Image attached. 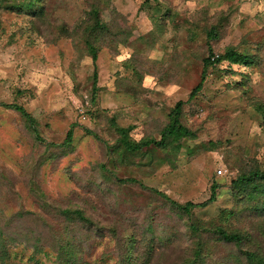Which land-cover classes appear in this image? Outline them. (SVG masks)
Masks as SVG:
<instances>
[{"label":"rangeland","instance_id":"rangeland-1","mask_svg":"<svg viewBox=\"0 0 264 264\" xmlns=\"http://www.w3.org/2000/svg\"><path fill=\"white\" fill-rule=\"evenodd\" d=\"M94 3L104 9L105 22L152 39L155 47L136 56L133 48L106 46L97 63L89 57L78 62L71 40L52 45L28 30L25 18L0 14V220L16 240L9 242V264H57L68 242L81 251L83 264H119L117 242L124 245L134 233L129 220L140 225L154 218L159 235L171 223L153 191L181 204H202L218 185L217 201L195 211L198 221H210L233 207L231 180L240 170L255 162L264 169L262 115L243 87H233L243 80L240 72L248 73L246 89L264 105V0H49L50 20L73 27ZM213 27L214 52L234 48L255 58L246 72L236 67L231 74L227 64L210 70L202 92L186 106L198 134L187 146L212 141L220 142L219 150L191 159L185 148L175 166L155 172L112 164L109 147L117 136L109 120L119 116L120 126H135V140H159L171 110L201 83L209 56L206 31ZM136 72L142 81L129 89L131 80L140 79ZM2 104L23 106L38 120L45 142H36L21 116ZM70 130L72 146L53 148ZM102 165L111 181L102 177ZM63 210L83 211L92 226L67 222L76 230L65 232ZM120 215L126 231L117 225ZM113 227L117 242L109 233ZM227 251L214 245L216 259Z\"/></svg>","mask_w":264,"mask_h":264},{"label":"trees","instance_id":"trees-1","mask_svg":"<svg viewBox=\"0 0 264 264\" xmlns=\"http://www.w3.org/2000/svg\"><path fill=\"white\" fill-rule=\"evenodd\" d=\"M48 2L49 0H0V14L6 12L25 18L29 23L28 30L38 33L52 45H57L63 39L71 40L77 52L78 62L89 57L94 63H97L100 52L106 46H110L116 52L120 46L133 48L136 56H141L147 49L155 47L154 40L148 41L144 36L137 37L126 28L116 27L114 24L105 22L102 18L104 9L97 3L86 9L84 17L75 26L69 27L63 21L50 20ZM21 30L24 29L20 28L18 34ZM206 34L209 56L204 59L201 83L192 91L187 102L180 101L171 110L169 123L159 134V140L154 136L135 140L132 137L135 126H120L118 124L119 116L109 120L110 129L117 136V144L109 147L113 154L110 157L112 164H121L122 167L135 166L155 172L165 164L175 166L185 148H187L191 159L219 150L220 142L210 141L196 145L194 148L187 146L189 140L198 139V134L193 126L189 125L190 115L186 112V106L200 95L210 70L227 64L231 74L236 67L245 68L243 71L246 72L254 66L255 58L239 53L234 48H228L224 53L218 54L213 51L210 43L212 39H217V28L209 29ZM233 75L235 74L233 73ZM239 75L243 80L241 83H235L233 87L235 89L239 86L243 87L244 96H249L252 106L262 115V128L264 129V105L256 102V99H251L252 97L246 89L249 81L248 73L240 72ZM138 77L140 79L138 81L131 80L127 88H133L134 82H141L142 76L136 72V78ZM93 78L95 83L92 102L95 104L100 91L97 87V69ZM1 106L17 112L21 116L26 132L36 142L40 144L45 142L38 120L23 106L18 104H2ZM73 138L74 131L70 130L62 145H52V147L67 150L72 146ZM49 159L52 160L50 157ZM101 168L102 177L111 181L112 174L103 165ZM217 190L218 185H213L211 198L202 204L192 202L181 204L163 193L153 191L157 198H161L162 206L168 210L167 215L171 223L166 229H162V234L159 235L157 226H154V218H149L147 224L144 221L140 225L131 219L128 221V226L134 230V233L129 235L125 240L126 243L121 246L117 242L119 240L118 229L115 228L116 226L113 227L109 233L112 238L116 239L118 251L121 253L119 264H264L263 167L255 162L254 167L251 166L249 170H240L231 180L230 194L234 202L233 207L226 209L216 219L198 221L195 211L215 203ZM62 214L66 221L65 232L76 230L72 225H69L74 221L89 227L92 226L93 222L86 217L83 211L63 210ZM125 224L126 218L120 215L117 225L126 231L127 228L121 227ZM95 234L101 238L106 236L99 230ZM10 241L14 244L16 242L7 234L0 220V264H9ZM215 244L226 245L228 255L216 259L214 257ZM80 254L81 251L72 243H65L61 253L57 256V264H83L79 258Z\"/></svg>","mask_w":264,"mask_h":264},{"label":"crops","instance_id":"crops-1","mask_svg":"<svg viewBox=\"0 0 264 264\" xmlns=\"http://www.w3.org/2000/svg\"><path fill=\"white\" fill-rule=\"evenodd\" d=\"M260 2H261V0H260ZM263 3V2H262Z\"/></svg>","mask_w":264,"mask_h":264}]
</instances>
